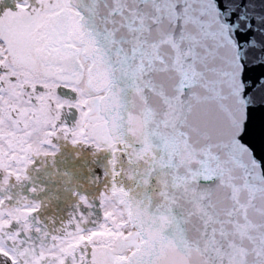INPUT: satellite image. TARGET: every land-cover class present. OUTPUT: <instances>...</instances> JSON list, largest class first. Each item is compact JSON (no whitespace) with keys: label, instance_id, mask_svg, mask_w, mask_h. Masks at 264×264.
I'll return each instance as SVG.
<instances>
[{"label":"snow or ice","instance_id":"snow-or-ice-1","mask_svg":"<svg viewBox=\"0 0 264 264\" xmlns=\"http://www.w3.org/2000/svg\"><path fill=\"white\" fill-rule=\"evenodd\" d=\"M0 264H264V0H0Z\"/></svg>","mask_w":264,"mask_h":264}]
</instances>
